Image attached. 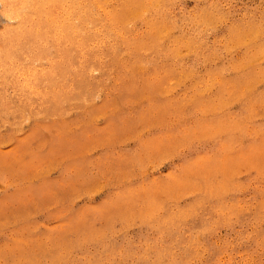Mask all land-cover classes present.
Here are the masks:
<instances>
[{"label":"rangeland","instance_id":"1","mask_svg":"<svg viewBox=\"0 0 264 264\" xmlns=\"http://www.w3.org/2000/svg\"><path fill=\"white\" fill-rule=\"evenodd\" d=\"M32 1L0 3V264H264V0Z\"/></svg>","mask_w":264,"mask_h":264},{"label":"bare ground","instance_id":"2","mask_svg":"<svg viewBox=\"0 0 264 264\" xmlns=\"http://www.w3.org/2000/svg\"><path fill=\"white\" fill-rule=\"evenodd\" d=\"M9 1V0H8ZM11 1V0H10ZM32 3H33V1L32 0H30ZM37 1V0H36ZM51 1H53V0H46V3H51ZM77 1V0H76ZM87 1V0H86ZM97 1V0H96ZM96 1H94V2H96ZM39 2V1H38ZM38 2H37V4H38ZM73 2H75V1H73ZM83 2V1H82ZM98 2V1H97ZM109 2V1H108ZM128 2V1H127ZM147 2H149V1H147ZM0 3H1V5H2V10L5 12L4 14H5V17L7 16L8 17V19L10 20V21H12V20H16L17 18L16 17H19V15L21 14V11L22 10H20V8H23V5H27L28 3H27V0H17V3H18V6H16V5H14V3L13 4H11V3H8V4H6L5 3V0H0ZM31 3V4H32ZM41 4H43L44 5V1L43 2H40ZM72 3V2H71ZM75 3H77V2H75ZM78 3H79V1H78ZM77 3V4H78ZM86 3V2H85ZM84 3V4H85ZM151 3V2H150ZM73 4V3H72ZM72 4H71V6H72ZM82 4V3H81ZM81 4H80V6L78 5V7L77 8H79V7H81ZM90 4H92V2L90 3ZM99 4H100V2H99ZM156 4V3H155ZM74 5V4H73ZM83 5V4H82ZM87 5H88V3H87ZM97 5H98V3H97ZM144 5H145V3H144ZM147 5V4H146ZM145 5V6H146ZM150 5H152V4H150ZM16 6V7H15ZM28 6V5H27ZM41 6V5H40ZM39 6V7H40ZM28 7H30V6H28ZM98 7H100V5H98ZM147 7H148V5H147ZM31 8V7H30ZM43 8V7H42ZM76 8V9H77ZM85 8V7H84ZM88 8V7H87ZM92 8V7H91ZM104 8H105V6H104ZM23 9H25V8H23ZM35 9V8H34ZM70 9H72V8H70ZM75 9V10H76ZM100 9H102L101 7H100ZM110 9V8H109ZM109 9L107 10V12L109 11ZM147 9V8H146ZM74 10V9H73ZM88 10V9H87ZM86 10V11H87ZM104 10V9H103ZM131 10V9H130ZM145 10V9H144ZM80 11H82V10H80ZM80 11H79V14H80ZM91 11V10H90ZM70 12H71V10H70ZM92 12H94V11H92ZM104 12V11H103ZM110 12V11H109ZM108 12V13H109ZM28 14H30L29 12H27ZM75 13V12H74ZM142 13V12H141ZM69 15H70V17H72L71 16V14H72V12L71 13H68ZM78 14V13H77ZM76 14V15H77ZM79 14H78V19H79ZM97 14V13H96ZM81 15V14H80ZM32 16V15H31ZM33 16H34V14H33ZM93 16H95L94 14H93ZM97 16V15H96ZM95 16V17H96ZM108 16V15H107ZM135 16H136V14H135ZM69 17V16H68ZM76 17V16H75ZM100 17V16H99ZM47 18V17H46ZM81 18V17H80ZM83 18V17H82ZM85 18V17H84ZM108 18H110V17H108ZM48 19V18H47ZM46 19V21H48ZM78 19H77V21H78ZM91 19V18H90ZM94 19V18H93ZM69 20H71V19H69ZM148 20V19H147ZM74 21H76V20H74ZM111 21V20H110ZM145 21V20H144ZM72 22H73V20H72ZM83 22V21H82ZM49 23V22H48ZM91 23V22H90ZM107 23V22H106ZM109 23V22H108ZM65 24H67V23H65ZM64 24V25H65ZM75 24V23H74ZM85 25H87V23H84ZM16 25V24H15ZM76 25H77V23H76ZM89 25H91V24H89L88 23V26ZM150 25V24H149ZM17 26H19V25H17ZM66 26V25H65ZM65 26H63L64 28H66ZM68 26H69V24H68ZM68 26H67V28H68ZM103 26H104V23H103ZM87 27V26H86ZM154 27H155V25H154ZM62 28V27H61ZM71 28H73L72 27V25H71ZM70 28V29H71ZM89 28H90V26H89ZM89 28H86V31H87V29H89ZM103 28V27H102ZM107 28V27H106ZM110 28V27H109ZM18 29H19V27H18ZM59 29V28H58ZM69 29V30H70ZM76 29V28H75ZM74 29V30H75ZM77 29H80V27H77ZM76 29V30H77ZM91 29V28H90ZM89 29V30H90ZM95 29V28H94ZM46 30V29H45ZM60 30V29H59ZM62 30V29H61ZM83 30H85V29H83ZM106 30V29H105ZM21 31V30H20ZM36 31V30H35ZM57 31V30H56ZM55 31V32H56ZM66 31H68V29L66 30ZM71 31H73V29L71 30ZM79 31V30H78ZM91 31H93V30H91ZM91 31H90V33H91ZM95 32H96V30H94ZM101 31V30H100ZM109 31H111V30H109ZM59 32V31H58ZM77 32V31H76ZM83 32V31H82ZM89 32V31H88ZM87 32V33H88ZM113 32V31H112ZM116 32V31H115ZM122 32V31H121ZM64 33V32H63ZM74 33V32H73ZM86 33V34H87ZM61 34H62V32H61ZM76 34V33H75ZM74 34V35H75ZM82 34H84V33H82ZM110 34V33H109ZM56 35V34H55ZM105 37V36H104ZM108 40V39H107ZM104 41V40H103ZM0 55L4 58V59H8L9 57H10V55H11V53H10V51H7L6 49H4V51H1L0 50ZM20 67V66H19ZM21 71H22V69H21ZM95 72V71H94ZM33 75V77L35 76L34 74H32Z\"/></svg>","mask_w":264,"mask_h":264}]
</instances>
